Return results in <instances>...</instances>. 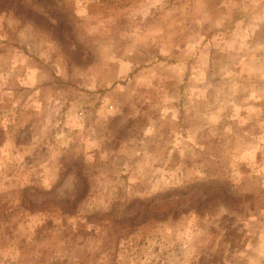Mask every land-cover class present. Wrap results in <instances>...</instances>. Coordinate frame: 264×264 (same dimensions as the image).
<instances>
[{
    "label": "rangeland",
    "instance_id": "1",
    "mask_svg": "<svg viewBox=\"0 0 264 264\" xmlns=\"http://www.w3.org/2000/svg\"><path fill=\"white\" fill-rule=\"evenodd\" d=\"M0 264H264V0H0Z\"/></svg>",
    "mask_w": 264,
    "mask_h": 264
}]
</instances>
